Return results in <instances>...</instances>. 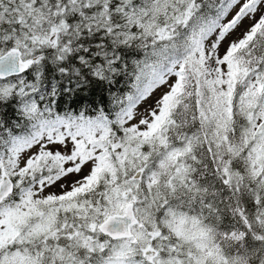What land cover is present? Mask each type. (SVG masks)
<instances>
[{
	"label": "snow or ice",
	"instance_id": "6c2138e0",
	"mask_svg": "<svg viewBox=\"0 0 264 264\" xmlns=\"http://www.w3.org/2000/svg\"><path fill=\"white\" fill-rule=\"evenodd\" d=\"M0 264H264V0H0Z\"/></svg>",
	"mask_w": 264,
	"mask_h": 264
}]
</instances>
